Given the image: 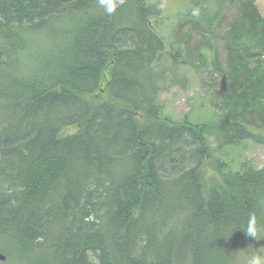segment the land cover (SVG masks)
<instances>
[{
	"label": "trees",
	"instance_id": "trees-1",
	"mask_svg": "<svg viewBox=\"0 0 264 264\" xmlns=\"http://www.w3.org/2000/svg\"><path fill=\"white\" fill-rule=\"evenodd\" d=\"M217 1L235 15L211 60L223 118L210 125L162 116L160 96L187 81L174 67L184 51L167 53L147 0H115L112 14L100 0H0L4 262L236 264L256 242L241 230L252 214L264 226V167L223 173L214 159L221 184L206 188L203 165L209 134L219 150L264 143V13L257 0H195L191 31H214Z\"/></svg>",
	"mask_w": 264,
	"mask_h": 264
},
{
	"label": "rangeland",
	"instance_id": "rangeland-1",
	"mask_svg": "<svg viewBox=\"0 0 264 264\" xmlns=\"http://www.w3.org/2000/svg\"><path fill=\"white\" fill-rule=\"evenodd\" d=\"M147 4L155 6L160 11L158 16L149 18V23L152 30L163 39L167 53L173 52L176 47L184 51L182 57L177 58L178 62L174 67H178L179 76L185 78L187 81L183 87H171L168 92L160 96V102L163 105L162 116L173 122H180L187 117L191 122H206L210 125H215L220 120V117L223 118L220 112L217 111L221 99L222 88L219 84L222 78L219 74L214 75L210 73L211 60L214 49L217 51V56L220 60L224 58L219 32L224 30L234 18L235 6L231 4L224 5L219 1L207 3L208 13L213 16L215 21L218 16V25L217 27L214 25V31L212 30L214 33H211V31V34H203L200 30H196L197 32L191 31L190 25H187V22L184 21L188 12L196 4L195 0H147ZM256 7L260 14L263 15L264 0H257ZM208 39L211 41L213 49L211 51L203 49V58L198 57L196 53L193 54L192 58H189V52L185 48L189 49L195 44L205 43ZM185 40L187 44L183 46L182 44ZM163 60L164 64L162 65L169 67L168 61L166 59ZM181 62H186V64H182ZM174 78L175 76L172 75V79ZM97 97L102 98L104 96L95 95L87 98L94 101ZM3 115L4 113L0 109V124ZM136 119L141 124L145 122V119L140 114L136 116ZM248 119L250 121L255 120L253 116L248 117ZM256 124L259 123L257 122ZM76 131L77 127H67L62 130L61 136L73 134ZM255 131L256 133H260V136L264 138V131L260 129ZM208 141L213 154L211 158L205 160L203 165L206 188L221 184V174L213 166L214 159H218L221 163L225 164L222 170L223 173L239 171L242 163L258 170L264 167L263 142L249 140L244 141L238 146H229L219 150L218 142L213 135L209 134ZM250 246L251 248L239 252L238 255L257 250L261 254H264V240L256 241ZM0 264L9 263L0 262Z\"/></svg>",
	"mask_w": 264,
	"mask_h": 264
},
{
	"label": "clouds",
	"instance_id": "clouds-1",
	"mask_svg": "<svg viewBox=\"0 0 264 264\" xmlns=\"http://www.w3.org/2000/svg\"><path fill=\"white\" fill-rule=\"evenodd\" d=\"M100 3L108 14H112L115 11V0H100ZM241 231H243L246 236L254 238L256 241L264 240V226L258 224L255 214L249 216L247 226ZM231 235L224 238L228 239ZM248 248H251V246ZM237 264H264V254H261L259 250L243 253L238 255Z\"/></svg>",
	"mask_w": 264,
	"mask_h": 264
},
{
	"label": "water",
	"instance_id": "water-1",
	"mask_svg": "<svg viewBox=\"0 0 264 264\" xmlns=\"http://www.w3.org/2000/svg\"><path fill=\"white\" fill-rule=\"evenodd\" d=\"M4 261H5V257L0 254V262H4Z\"/></svg>",
	"mask_w": 264,
	"mask_h": 264
},
{
	"label": "bare ground",
	"instance_id": "bare-ground-1",
	"mask_svg": "<svg viewBox=\"0 0 264 264\" xmlns=\"http://www.w3.org/2000/svg\"><path fill=\"white\" fill-rule=\"evenodd\" d=\"M2 255V254H1Z\"/></svg>",
	"mask_w": 264,
	"mask_h": 264
}]
</instances>
